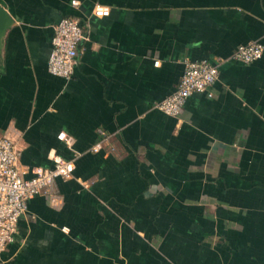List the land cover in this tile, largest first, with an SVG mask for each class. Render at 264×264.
<instances>
[{"label":"crops","instance_id":"obj_1","mask_svg":"<svg viewBox=\"0 0 264 264\" xmlns=\"http://www.w3.org/2000/svg\"><path fill=\"white\" fill-rule=\"evenodd\" d=\"M79 1L0 0L14 17L0 136L16 139L25 176L55 153L76 162L55 182L59 204L29 199L0 264H264V52L231 57L264 43V0ZM66 15L87 35L70 78L48 68ZM201 58L219 66L214 94L159 109Z\"/></svg>","mask_w":264,"mask_h":264},{"label":"built area","instance_id":"obj_2","mask_svg":"<svg viewBox=\"0 0 264 264\" xmlns=\"http://www.w3.org/2000/svg\"><path fill=\"white\" fill-rule=\"evenodd\" d=\"M79 5V0H72ZM98 15L110 14V6L97 3L94 9ZM87 38L81 20L76 16H63L55 24L52 49L48 58L51 73L70 78L78 62V52L83 39ZM264 43L250 41L241 43L232 54V58L242 62H251L262 56ZM155 63H159L156 60ZM219 76V66L207 58L187 59L178 87L171 94L160 100L156 106L165 113L178 116L187 100L194 92L214 94L213 84ZM58 138L69 145L73 137L61 130ZM103 141L92 146L99 151ZM21 149L16 139L9 134L0 136V252L16 239L21 216L28 211L29 199L37 194H46L54 205L60 203V194L55 189L57 178H69L74 175L76 162L60 153L53 155L52 166H35L31 176H25L20 167Z\"/></svg>","mask_w":264,"mask_h":264},{"label":"water","instance_id":"obj_3","mask_svg":"<svg viewBox=\"0 0 264 264\" xmlns=\"http://www.w3.org/2000/svg\"><path fill=\"white\" fill-rule=\"evenodd\" d=\"M13 23H14V17L10 14L7 8L0 2V53L2 50L6 32Z\"/></svg>","mask_w":264,"mask_h":264}]
</instances>
